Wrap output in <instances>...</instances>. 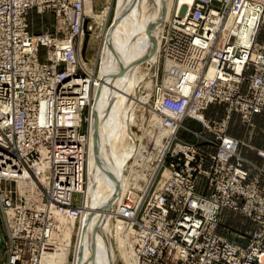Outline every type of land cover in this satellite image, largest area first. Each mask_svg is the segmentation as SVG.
Segmentation results:
<instances>
[{
	"label": "built area",
	"instance_id": "built-area-1",
	"mask_svg": "<svg viewBox=\"0 0 264 264\" xmlns=\"http://www.w3.org/2000/svg\"><path fill=\"white\" fill-rule=\"evenodd\" d=\"M87 2L0 0V213L10 232L7 264H42L45 252L68 243L67 230L72 245L73 215L79 221L85 209L87 136L99 85L77 50L95 26ZM34 12L51 13L55 32L33 33ZM237 26L247 31L244 38ZM263 28L264 0H194L184 16L168 22L163 61L179 63L164 68L163 77L174 75L176 85L158 82L153 106L162 127L171 128L167 149L150 187L124 195L118 213L133 229L136 264H264V189L246 168L262 174L264 164L248 161L240 151L244 141L227 131L233 113L250 123L264 110ZM214 103L226 105L221 120L205 115ZM187 119L204 132L185 125ZM183 128L201 143L181 139ZM202 143L214 151L204 152ZM257 154L264 158V150ZM31 195L36 200L28 203ZM226 210L257 224L247 245L219 233Z\"/></svg>",
	"mask_w": 264,
	"mask_h": 264
},
{
	"label": "bare ground",
	"instance_id": "bare-ground-1",
	"mask_svg": "<svg viewBox=\"0 0 264 264\" xmlns=\"http://www.w3.org/2000/svg\"><path fill=\"white\" fill-rule=\"evenodd\" d=\"M193 1L114 0V18L101 33L103 38L98 52L99 58H96L95 72L92 71L99 85L94 89L93 110L87 136L85 209L79 221L73 215L71 226L74 231V227L79 225L77 241L72 247L70 233L68 230L65 231L64 236L68 243L57 244L59 247L54 252H45L42 264H112L113 250L110 245L108 249L103 244L105 236L109 233L113 234L114 239L116 238V247L126 264L137 263L133 249L136 238L131 237L133 229L130 228V223L118 215L121 201L124 195L134 192L133 189L137 187L148 189L166 152L167 143L164 145L163 140L171 133V128L166 130L162 127L159 115L153 110L154 101L152 106L154 121L150 124L149 134L145 139H140L135 150L134 143L138 137L129 131V123L137 107L149 98L140 93L141 87H149L155 91L158 83V76L155 82L152 74L161 56L164 35L162 10L167 8L166 12L171 21L179 16L184 4L192 5ZM173 4H176L174 15L171 13ZM93 6L94 1L92 3L88 0L84 7L96 22L97 16ZM213 20L214 15L210 23ZM231 20L227 22L224 31L231 27ZM133 26L138 27V36H144L145 39L140 57L133 56L128 48L130 44L128 35L133 31ZM235 31L240 33L241 38L247 34V31L240 29L239 26ZM87 35L89 34L80 37L77 48L79 58L83 53L82 41ZM128 54L131 59H128ZM74 59H76V50H74ZM84 60L82 58V61ZM143 63L147 64L145 70L142 68ZM176 63L179 62L167 59L165 68L170 69ZM163 82L165 86L173 87L176 85L175 76L165 75ZM100 96L103 99L101 106H99ZM130 157L134 160V164L129 168L132 171L139 164L138 160L144 165L140 166L141 168L134 174L135 177L133 176L136 179L133 189L130 186L131 173L129 176L125 174ZM25 188L26 185L21 186L20 192L23 193ZM34 200H36L34 195L27 199L28 203ZM115 202H118V205L114 212ZM114 215H116V224L113 220ZM52 240L57 241L56 232H53Z\"/></svg>",
	"mask_w": 264,
	"mask_h": 264
},
{
	"label": "rangeland",
	"instance_id": "rangeland-1",
	"mask_svg": "<svg viewBox=\"0 0 264 264\" xmlns=\"http://www.w3.org/2000/svg\"><path fill=\"white\" fill-rule=\"evenodd\" d=\"M93 1H94L93 8H94V12L96 13V16H97V21L95 22L93 32L88 33L89 35H87V37L84 39V41H82L81 51L83 52L82 57H83V59H85L84 62H86V64H87L86 67L90 71L95 72L94 69L96 66V60H97L96 58L97 57L99 58L98 52H99L100 44L102 43V38H103V34H101V33H102V31H105L106 26L108 24H110L114 18L113 17L114 0H93ZM173 5L174 6L172 7L171 13H173V15H174V10H175L176 4H173ZM187 8H188V6L186 4H184L180 10V13H179L180 17H182L186 14ZM166 11H167V8H164L162 10V26L164 29L163 33L165 32L167 25H168V22L171 19L168 17ZM91 19H92V17H91ZM30 20H31L30 21V30L35 34L40 33V32H47V31L48 32H55V20H54L53 15L49 12L43 13V14H40L38 12L31 13V19ZM132 29H133V31L130 32L128 35L129 36L128 43H130L128 48H130V51H131L133 56L140 57L141 53L143 52V48H144L143 45H144L145 39H144V36H138V31H139L138 27L133 26ZM262 32L264 33V28H263ZM262 32L260 35L263 34ZM263 37H264V35H263ZM128 59H131L129 54H128ZM165 64L163 61V54H162V48H161V56L159 57L158 63L153 68L152 79L155 80V82H156V76H158V82H161L164 79L163 72H164ZM146 66H147L146 63L142 64V68L144 70L146 69ZM155 85H156V83H155ZM149 89H150L149 87H146V88H145V86L141 87L140 93L143 96L147 95L149 98L146 101H144L145 103H142L137 107V109L134 111V116L130 120V123H129V131L131 132V134H135L138 137L137 141L134 143L135 150L138 146V143H140V139H142V138L145 139L146 138L145 136H147L149 134V129L151 128L150 124L154 121V114H153L152 106H153L154 101H155V91H153V89H150V90ZM102 101H103V99L101 97L99 106L102 105L101 104V103H103ZM221 105H224L225 113H226V111H227L226 105L225 104H221ZM262 112H264V110H262L260 113H262ZM235 113H237V112H235ZM239 115L241 116V114H239ZM241 118H242V116H241ZM216 120H221V119H216ZM229 120H230V118H229ZM245 123H247V122H245ZM228 128H229V121L227 123V131H228ZM84 129L86 131V125H85ZM197 131L204 132L203 128L201 130H197ZM206 135L209 138H213V135L210 134L209 132H206ZM194 143H197V142H194ZM163 144L164 145L166 144V142L164 140H163ZM150 145H152V143ZM205 145L208 147L214 146V145L209 144V143H206ZM242 146L240 148V151L242 149ZM143 160L144 159H142V161ZM127 162H128L127 164L129 166L127 165L128 169H126L125 174L127 176H129L131 173L132 177H130V178H132V179H130V186L133 189V187H135V185H136V179H134V177H135L134 174L137 173V170L139 168H141L140 166H144V165L141 164L140 160H138L139 164L135 167L136 169H134L132 171L129 168L132 164H134L133 158L130 157ZM247 165H246V168H247ZM155 175H156V173H155ZM155 175H154V177H155ZM254 176H256V175H254ZM205 185L206 184H205L204 180L200 181L199 186H200L201 190H205V188H206ZM140 188L141 187H137V189H140ZM262 188H263V186H262ZM137 189H133V191L136 192ZM117 205H118V202H115V204L113 205L114 212L117 209ZM238 214H240V213H238ZM115 216L116 215H114V217H113L114 223L116 221ZM221 218H222V215H221ZM230 222L233 224L232 226L234 228H238V229L242 228V231L243 230H245V231L250 230L251 225L248 223H244L243 220H240L238 217L237 218L233 217ZM78 227H79V225H77V227H74L73 236H72V246L73 247H74L75 242L77 241L76 239H77V235H78V229H77ZM85 228H86V220H85ZM0 231H1V236L3 239V243L0 244V246H1V248H0V250H1L0 251V264H7L8 254H9V245H10V239H9L10 238V232H9V227L7 225L6 217L2 213H0ZM224 231L225 232L228 231L229 236H233V233H236V235H237L236 238L238 239L237 241H239V240L244 241V239L248 238V239H246L247 243L246 244L244 243L245 245H247L251 239V236H247L243 233L244 231L243 232L237 231L236 229H233V228L230 229V227H225ZM220 234L223 236L229 237L228 235H225L223 233H220ZM112 235H113L112 233L107 234L105 236L106 238L103 241V244L105 247L108 248V245H110L109 247H111V249L113 250L114 254H113V257L111 258L112 259L111 263L112 264H126L124 257H122L120 255V252L118 251V249L116 247V238L114 239ZM5 242H6V244H5ZM71 257H72V254H71Z\"/></svg>",
	"mask_w": 264,
	"mask_h": 264
},
{
	"label": "crops",
	"instance_id": "crops-1",
	"mask_svg": "<svg viewBox=\"0 0 264 264\" xmlns=\"http://www.w3.org/2000/svg\"><path fill=\"white\" fill-rule=\"evenodd\" d=\"M263 35L264 33L260 35L261 40H264ZM225 114L226 113H225L224 105L217 103L210 105V107L205 111L206 117L211 120L222 119L225 117ZM185 125L195 130L202 129V126L197 121L192 119H187ZM228 133L244 141L245 144L242 146L241 152L242 155L248 161H250L251 163H253L258 167L263 166L264 158L257 154V150L258 149L264 150V112L254 115V117L252 118L249 124L245 123L238 113H233L229 120ZM179 137L183 140L201 143V141L197 137H195L193 134H191L189 131L185 130L184 128L181 129V131L179 132ZM201 146H202V150L206 153L210 151H214V147H208L203 143L201 144ZM208 163L209 162L207 160L206 164ZM247 168L252 176L254 175L260 176L261 185L263 186L264 189V173L262 174L259 173V171L253 165L250 164L247 165ZM233 217L234 218L238 217L240 220H243L244 223L250 224L251 225L250 230H246V231L243 230L244 231L243 232L242 228L240 229L234 228L232 226L233 224L230 222ZM225 227H230V229L231 228L236 229L237 231L243 232L247 236H251L253 231L257 228V224L244 215L238 214L231 210H227L222 215L219 232L229 236L228 231L227 232L224 231ZM229 238L230 239L233 238L236 242L241 243L243 245L247 243L246 239H248L246 238L244 239V241L242 240L237 241L238 239L233 236H229Z\"/></svg>",
	"mask_w": 264,
	"mask_h": 264
},
{
	"label": "water",
	"instance_id": "water-1",
	"mask_svg": "<svg viewBox=\"0 0 264 264\" xmlns=\"http://www.w3.org/2000/svg\"><path fill=\"white\" fill-rule=\"evenodd\" d=\"M3 243V239H2V236H1V231H0V244Z\"/></svg>",
	"mask_w": 264,
	"mask_h": 264
}]
</instances>
